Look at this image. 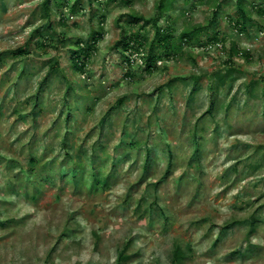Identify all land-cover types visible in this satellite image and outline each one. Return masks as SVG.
Returning <instances> with one entry per match:
<instances>
[{
    "label": "rangeland",
    "instance_id": "374dc122",
    "mask_svg": "<svg viewBox=\"0 0 264 264\" xmlns=\"http://www.w3.org/2000/svg\"><path fill=\"white\" fill-rule=\"evenodd\" d=\"M44 1L0 0V264H264V17L241 33L236 0ZM218 5L224 45L152 71L116 46L128 14L151 40Z\"/></svg>",
    "mask_w": 264,
    "mask_h": 264
},
{
    "label": "trees",
    "instance_id": "16d2710c",
    "mask_svg": "<svg viewBox=\"0 0 264 264\" xmlns=\"http://www.w3.org/2000/svg\"><path fill=\"white\" fill-rule=\"evenodd\" d=\"M82 0H76V2L70 7L72 12L76 11L78 3ZM125 3L129 4L132 0H123ZM172 0H159L157 4V11L162 16L164 15L171 6ZM237 8L235 12V20L233 25L236 30L241 33L245 32L248 24L252 22L250 9H256V12L264 17V0H261L258 4L256 0H236ZM56 4L60 8H64L68 5V0H56ZM43 8L45 15L48 18L50 15V0H45L43 3ZM221 13L222 7L218 5L212 13V17L208 20L207 24L204 25H195L191 28L185 29L179 34H177L171 26L166 28H161L155 26L154 37L149 39L146 34H142V29L144 26H141L138 30L130 31L128 29L142 24L147 21L142 16H137L135 14H128L129 20H126V27H122L120 39L116 42L118 48L123 49L124 60L130 62V58L127 55L128 50H135L138 48L146 51V69L152 71L156 68L157 63L162 60H170L175 56L183 55L186 51V48L201 47L206 48L210 45H214L220 41L223 43V37H221L220 26H221ZM63 18V17H62ZM159 19V18H158ZM51 24L47 26L46 29H50ZM42 28H37L30 40L36 39L37 37L44 36L45 39L49 38L48 35H43ZM100 32H93L91 34V39L96 42L98 37H100ZM224 45V43H223ZM94 47V45H89L84 47L83 45L78 44V49L74 51L75 57L72 58L73 67L78 72L85 71V57L89 56V48ZM31 52L30 41L26 42L24 46L20 47L15 53L16 54H29ZM238 54V51L235 47H231L229 50V56L232 57L235 54ZM81 57H83L81 59ZM233 69L230 67L226 70L224 74L222 72L215 73L214 76L217 78V84L213 83L211 89L213 90L211 94L210 102V111L214 109L215 106V88H219L224 85L226 79L233 73ZM198 79H196V82Z\"/></svg>",
    "mask_w": 264,
    "mask_h": 264
}]
</instances>
